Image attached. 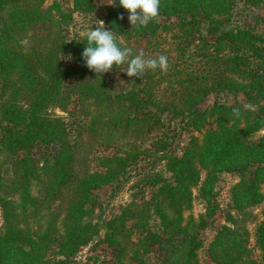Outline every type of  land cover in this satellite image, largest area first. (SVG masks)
<instances>
[{"label": "trees", "instance_id": "trees-1", "mask_svg": "<svg viewBox=\"0 0 264 264\" xmlns=\"http://www.w3.org/2000/svg\"><path fill=\"white\" fill-rule=\"evenodd\" d=\"M232 1L161 0L159 15L142 28L128 23L127 11L118 2L107 8L106 29L127 40L155 35L158 18L164 17L176 19L179 38L197 39V49L203 41L196 54L209 69L190 77L178 97L162 103L154 95L148 71L137 78L140 86L111 92L108 75L89 70L81 58L86 35L69 39L63 33L62 25L68 24L72 12L58 2L43 9L45 0H0V264H59L100 236L97 244L113 248L115 264L129 253L134 264H197L202 245L199 229L218 208L214 186L219 173L232 172L239 179L231 190L235 209L243 211L263 200L259 189L264 182V138H251L264 127V75L253 67L264 63V45L259 35L225 27ZM72 2L74 11L94 8V0ZM251 2L262 8L264 20V0ZM45 23V37L27 41L35 25ZM203 29L211 42L201 38ZM221 91L231 94L234 102L199 108L205 96ZM73 101L83 118L72 121L76 128L106 147L117 138H137L162 129L164 112L184 122L191 135L182 154L162 157L169 177L160 172L144 177L151 187L149 199L134 198L109 219H87L91 210L86 205L92 203L93 191L122 177L140 151L127 144L97 157L96 169L90 170L83 142H72L64 117L50 111L68 113ZM165 147L162 139L154 143L155 152ZM4 165L10 168V179L4 176ZM202 172L205 216L185 219ZM56 202L59 207L54 210ZM262 214L255 229L260 262L245 259L246 239L238 229L224 226L210 245L216 264H264V203ZM155 218L158 230L150 227ZM154 248L156 261L148 263L144 256Z\"/></svg>", "mask_w": 264, "mask_h": 264}, {"label": "rangeland", "instance_id": "rangeland-1", "mask_svg": "<svg viewBox=\"0 0 264 264\" xmlns=\"http://www.w3.org/2000/svg\"><path fill=\"white\" fill-rule=\"evenodd\" d=\"M54 1L58 2L61 8L66 12H72L68 24L62 25L63 33L66 34L69 39L86 35L89 29L95 27L99 23L98 20L104 23L107 8L112 5L110 4L112 0H94L93 10L82 12L74 11L72 0H45L42 6L43 9H46ZM262 16V8L253 4L251 0H234L232 1L229 20L225 22V27L227 29H245L259 35L264 45V20ZM158 23L160 24L158 32L147 38L132 36L127 40L118 33L115 32V34L118 38V42L130 48L134 55L142 52L145 58H156L161 54L168 57L169 67L166 72H161L159 69L148 71V73L153 76L151 85L154 86V95L157 100L163 103L178 97L183 92L182 86L189 83L190 77L204 75L209 69V66L204 58L196 54L204 47L202 44L203 41L199 43V48L197 49V47H195V44L198 42L197 39L187 42L183 38H179L175 26V18L166 20L164 17H159ZM47 28L48 23H45L44 26L36 24L31 31L32 33L28 36L27 41L35 42L37 41L36 39L45 37ZM200 35L201 38H207L208 42H211L213 39L210 35H207L205 29L201 30ZM25 42L26 39L24 38L22 43ZM253 67L258 70L259 74L264 75V63L261 66L259 65V67L255 65ZM125 71L126 65L117 68L114 66L112 70L106 73L109 78L111 92H124L130 89L132 85L140 86L142 84H139L140 82H138L137 78L128 77L126 73H124ZM1 85L2 80L0 78V90ZM207 97H210L208 103ZM238 99L244 101L243 95L239 94ZM215 102L232 104L234 99L231 94L226 91L210 93L201 100L199 108H209ZM262 103H264V101H262L261 104ZM68 109V113L58 108H54L50 111L64 117L69 139L72 142H83L82 153L85 157V163L90 170L96 169L95 163L97 157L113 154L118 149H125L127 144H134L140 151L136 161L128 166L126 173L122 177L111 184L93 191V201L91 204L86 205V208L91 210L87 219H92L93 221L111 218L115 213H119L121 209L134 198L138 201L139 196L144 195L149 199L151 187L146 185L144 177L149 173L155 172H160L166 177H169V174L165 170V162L162 158L163 155L165 153L181 155L191 135L189 132H186L183 121L178 118L174 119L171 114L164 112L161 115L164 123L162 129L147 131L137 138H117L112 146L106 147L101 145L100 142L93 141L89 134L84 133L81 128L78 130L76 124L72 122L82 118L78 116L77 102L73 101L68 106ZM78 134L81 136L79 137ZM261 138H264V127L254 133L251 140L258 141ZM158 139L164 140L166 147L163 151L155 152L154 143ZM40 150L41 148L37 149V157L39 156L38 151ZM78 157L80 160H83L81 156ZM2 170L6 179H10L11 173L9 166L4 165ZM204 178L205 173L202 172L200 175V183L192 189V205L190 209L184 212L185 219L189 216L195 219L205 216V202L200 194V188ZM238 181V177L232 172H221L217 175L214 192L216 193L218 208L212 217L206 218L205 228L199 229L202 245L197 252V264H216L210 245L224 226L229 230L238 229L243 238L246 239L244 258L247 259L248 257L260 262L261 251L255 243V229L263 219L264 182L260 184L259 189L263 200L254 206L239 211L233 207L231 192L232 187ZM58 207V203H54L53 209L57 210ZM1 223L2 218L0 210V224ZM38 225L39 223L31 224L32 227H38ZM150 227L154 230H158V220L156 218L150 222ZM136 237L135 235V241ZM100 239L101 236L96 237L93 242L80 248V250L68 261L59 264H115L117 261L115 251L104 242L97 244ZM129 255L130 253L121 257V262H118V264H134L129 259ZM156 257L157 249L154 248L152 252L145 254L144 259L146 262L151 263L156 261ZM54 258L56 260L62 259L61 256H54Z\"/></svg>", "mask_w": 264, "mask_h": 264}, {"label": "clouds", "instance_id": "clouds-1", "mask_svg": "<svg viewBox=\"0 0 264 264\" xmlns=\"http://www.w3.org/2000/svg\"><path fill=\"white\" fill-rule=\"evenodd\" d=\"M128 13L127 19L132 27L142 28L153 21L160 12L161 0H112ZM119 19L123 20L121 14ZM88 30L84 40L86 46L81 54L85 66L97 73L104 74L117 67L126 65V75L131 78H141L147 71L159 69L166 72L169 67L168 57L159 55L156 58H145L141 52L133 54L128 47L118 43L115 32L106 29L103 21Z\"/></svg>", "mask_w": 264, "mask_h": 264}, {"label": "water", "instance_id": "water-1", "mask_svg": "<svg viewBox=\"0 0 264 264\" xmlns=\"http://www.w3.org/2000/svg\"><path fill=\"white\" fill-rule=\"evenodd\" d=\"M209 98H210V97H207V103L209 102V101H208Z\"/></svg>", "mask_w": 264, "mask_h": 264}]
</instances>
